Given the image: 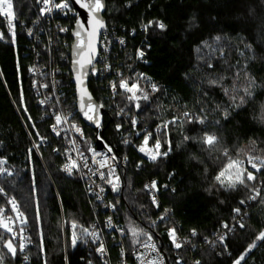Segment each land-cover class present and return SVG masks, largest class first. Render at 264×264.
Here are the masks:
<instances>
[{
	"label": "trees",
	"instance_id": "1",
	"mask_svg": "<svg viewBox=\"0 0 264 264\" xmlns=\"http://www.w3.org/2000/svg\"><path fill=\"white\" fill-rule=\"evenodd\" d=\"M12 2L15 27L10 30L6 17L0 16L3 37L0 38V159L6 161L0 167L7 169L0 174V188L4 189L0 194V205L3 204L1 196L5 195L14 200L24 214L30 242L29 264H84L85 251L73 247L69 241L68 221L75 220L88 227L93 218L80 174L75 172L68 178L60 171L63 143L55 139L47 127L48 109L54 105L51 97L53 78L62 88L64 106L74 112L73 118L83 131L82 151L93 146L99 136L112 147L116 157H127L125 166L117 171L119 190L110 195L115 216L125 233L126 252L129 254L134 247L127 229L130 224H135L152 235L165 264H175L178 257L181 264H193L194 260H199L200 264H233L264 228V206L253 202L249 216L245 217V228L233 225L232 208L239 206L238 201L249 193L243 188L228 193L206 192L204 189L218 171L220 162L208 160L206 154L199 152L197 145L191 142L177 150L176 144L182 140L178 129L170 133L172 153L156 163L141 159L131 148V143L124 144L122 139L134 136L131 131L133 116L138 120L135 131L140 135L133 137L132 143L139 145L145 131L153 132L158 123L171 120L185 106L197 112L201 106H206L210 113L208 120L221 121L220 126H209L208 131L221 134L230 148L242 145L248 150L249 138L257 140L254 154L264 156V151H260L264 149V123L260 119V105L264 103V0H105L106 29L125 41L124 47L112 42L109 55L112 69L120 70L125 76L142 73L159 85L160 91L152 94L148 104L141 102V111L130 105L131 111L126 110L128 119L122 120L116 113L118 107L126 104L123 96L118 94L110 98L99 81L91 79L89 91L98 104L104 105L98 130L86 127L75 111L74 87L69 72L71 42L67 47L49 49L46 28L35 26L36 22L41 23L36 13L39 3L36 0ZM74 20L72 17L68 21L71 27ZM148 21H153V25L143 31L142 25H147ZM156 21L163 22L165 30L157 28ZM28 29L32 30L33 37L26 36ZM41 29L43 34L39 33ZM217 35L222 38L224 58L217 53L212 60L213 68L209 69L198 59L196 49L202 41L212 43ZM241 38L252 45V52L244 48ZM137 48L145 53L140 61L135 56ZM237 49L243 51L244 56L238 55ZM252 55L255 59L248 60L247 57ZM245 63L258 87L254 98L233 111L225 121L219 112L212 110L217 104L227 107L229 98L220 87L209 86L207 80L224 75L223 83L230 87L233 74L243 69ZM53 64L57 69L54 76L51 72ZM34 67L39 70L40 81L46 85L42 96H37L33 88L35 77L29 70ZM237 83H246L242 71ZM140 84L146 87L143 80ZM43 97L47 99L45 106L40 103ZM117 123L122 124L119 132ZM199 129V125H188L186 130L195 135ZM189 154H196L205 161L209 169L207 180L203 175L205 165L190 160ZM8 172L12 174L8 175ZM171 172L176 175L169 180ZM151 180H156L158 185V210H154L144 191L145 183ZM261 180L264 176L258 177V181ZM172 188L176 189L175 193ZM261 194L264 195V191ZM241 208L243 211V206ZM164 209L171 211L167 214L168 219L160 222L158 217ZM222 220L236 231H226L224 245L210 246L203 238L208 236L213 240L223 229L220 226ZM152 221H156L155 226ZM169 227H176L181 239L189 237L195 248L185 245L174 251L167 235ZM192 228L198 232L195 238L190 236ZM146 239L141 236L140 243ZM7 240H10L9 235L0 229V264H15L16 257L4 248ZM107 249L109 264H116V248L108 243ZM246 260L247 264H264V246L253 249Z\"/></svg>",
	"mask_w": 264,
	"mask_h": 264
},
{
	"label": "snow or ice",
	"instance_id": "2",
	"mask_svg": "<svg viewBox=\"0 0 264 264\" xmlns=\"http://www.w3.org/2000/svg\"><path fill=\"white\" fill-rule=\"evenodd\" d=\"M37 3H42L40 8V15L44 16L46 13L51 14L55 10H59L67 15L68 12H72L75 17V28L71 30L72 36L75 38L72 45V72L74 74V79L77 87V98H78V108L79 113L83 116V119L94 124L96 128L101 127L100 123V109L104 107L103 103L97 104L88 91L86 85V78L89 75H96L101 70L97 68V43L98 38L101 35V31L106 32V24L100 13L105 9V4L103 0H74L75 5H78L79 9H82L86 13V19L82 22L81 16L75 11L72 7L70 0H36ZM0 16L6 17L8 20V27L12 30L15 25L13 23L15 19L13 11V2L12 0H0ZM153 25V21H148L147 25H142L143 30H147L148 27ZM155 26L160 30H165L166 25L163 22L156 21ZM60 32H67V28H59ZM28 34L32 35V30L28 29ZM14 36V33H13ZM0 38L2 34H0ZM106 38V36H105ZM221 36L217 35L213 38V42L209 43L208 41H202L201 46L196 49L198 53V59L201 62L207 64L209 69L213 68L212 60L216 57V54L219 53L220 58H224V46L221 43ZM241 43L244 44V48L248 52H252V45L246 43L243 38H241ZM121 45L124 44V40L119 41ZM107 51V48H105ZM237 54L244 56V52L237 49ZM145 53L141 49H137L136 58L142 59ZM248 60L255 59V56L247 57ZM147 62V61H145ZM225 64L227 60L225 59ZM235 67V66H233ZM247 63L243 65V69H238L232 76V85L226 86L223 81L226 79L224 75H220L218 78H211L207 80V84L212 87H220L224 95L229 98V105L227 107H221L220 105H215L213 112H219L221 117L227 121L232 115L233 111H236L242 108L249 100L254 98L256 88L258 87L255 78L247 71ZM104 70L111 71V66L106 62L104 63ZM29 71H32L30 69ZM241 71L243 72L244 80L246 81L243 85H238V81L241 76ZM102 74V72H101ZM116 76L118 77V84L116 81H109L111 92L113 97L116 95H122L126 101L124 107H118L117 115L121 114L127 115V111H131L130 105L133 106L137 111H141L142 103L148 104L152 94H155L160 91L159 85L151 80L150 77L144 76L141 74H136L135 76H125L122 72L117 71ZM145 82L146 87H142L140 81ZM41 87H46V85H41ZM119 88V92L117 91ZM150 88V92L148 89ZM242 93V94H241ZM207 95V93H205ZM23 102V101H21ZM41 104L44 101H40ZM127 110V111H126ZM261 112V122L264 123V103L260 105ZM209 111L206 106H201L197 111L188 109L185 106V109L179 114H174L171 120H162L156 125L155 132L145 131L142 137V143L137 146V151L143 154V157H146L148 162L156 163L162 158H168L173 151L172 142L170 139V133L175 130H179V134L182 137V140L176 144V149L179 150L181 147L185 146L188 142H191L197 145L199 152L206 154L207 159L213 161V163L220 162L218 171L211 177L208 186L204 189L206 192L211 194L213 191L216 192H236L241 188L246 189L249 193L246 198H242L238 201L237 207L232 208V222L233 225L238 226L239 229L245 228V217L249 216L250 208L255 202V205L264 206V180L258 181L259 176H264V156L254 154L257 151V140L249 138V148L245 150V147L242 145H233L230 148L225 140L222 138V135L217 131H208L209 126H220L221 121L215 119L213 121L208 120ZM71 113L68 115H63L62 113L55 114L56 124L53 125V131L59 135L57 131V125H63L70 123ZM138 120L135 116L131 118V126L133 129L137 127ZM188 125H199L200 129L195 135H190L188 133ZM122 124H116L117 132L120 131ZM71 128L75 133L80 136L81 139L84 138L83 132L78 124L71 122ZM38 134V133H37ZM138 136L139 132L136 133ZM46 139V138H42ZM101 139V137H97ZM150 140L152 143L150 144ZM122 142L128 144L129 140L123 138ZM75 141H72L73 147L75 148ZM166 146V148H164ZM34 147H38L34 145ZM104 147L107 149L108 153H112L113 149L107 143L104 144ZM163 149V150H162ZM233 149L235 154L233 155ZM53 151H57L53 149ZM88 151L92 153V164L98 165L100 169H107V173L104 171L99 172V178L105 181L111 186L113 192L119 190V176L115 175V167L113 163L115 162L116 156H108L105 153L97 152L91 148L89 145ZM264 151V149H260ZM78 157L80 158L83 167L88 168L87 157L83 153L77 150ZM97 157H100L97 160ZM190 160L195 161L197 164H204V178H208V167L205 164V161L201 159L196 154H189L188 157ZM127 160V157H124ZM6 164L5 160L0 159V166ZM80 164L76 160L71 158L68 159V162L62 165V171L72 175L73 171H80ZM139 168L140 165L138 164ZM89 171L92 175H97V171L89 168ZM7 172V169L0 167V174ZM11 175V172L7 173ZM169 180H171L176 173L171 172L168 174ZM151 187L152 190V204L156 207H159L158 200L155 196V191L158 190V185L156 180L151 181V185H145V188ZM165 189L168 188V185H163ZM101 192L104 191L103 188L100 189ZM172 193L176 192L175 188L171 189ZM4 193V189L0 188V194ZM100 198L99 196L97 197ZM9 204L12 205V211L17 213V216H23L24 214L19 211L14 200L9 199ZM223 203V201H220ZM241 206H243V211ZM107 207H115L114 205H107ZM170 209H164L163 214L159 215V221H166L168 219V213ZM4 209L0 207V229H3L5 232L12 233L13 226L8 222L11 217L5 218ZM26 223V221H22ZM71 227V243L75 247L78 240L87 243V238H92V243L95 244L99 241L100 237L96 231H90L89 228L84 227L83 225L78 224L77 221L71 220L68 221ZM156 221H152V226H155ZM221 228L225 229L227 232L234 233L236 228L230 226L229 223L225 221L220 222ZM106 227H112L111 218H108ZM63 230V227H61ZM121 235L125 233L121 229H116ZM190 236L192 238L197 237L198 232L195 228L189 230ZM127 234L131 237V244L136 246L140 243V237L144 236L147 238L146 243L143 244L145 249L150 250L149 253H141L137 255V260L139 264H163V257L160 256L158 249L154 243H151L153 237L144 229L140 228L135 224H130L127 229ZM167 235L173 248L179 250L185 245H190L192 248H195V243L189 238L184 237L181 239L178 236V230L176 227H169L167 230ZM204 242L210 246H214L217 242L221 245L225 244L226 233L225 234H216V240H211L208 236H204ZM258 242H260L258 244ZM264 246V228H262L252 240L251 243H248L243 252L233 261V264H241L245 262L247 264L246 258H249V254L252 253L253 249ZM4 248L8 250L9 253H12L13 256L16 255V248L13 247L12 241L7 240L4 243ZM21 251H23L24 245L21 243L19 245ZM225 250L226 245H225ZM96 253L103 257L106 254L105 245L103 242H100L98 247L95 249ZM151 253H156L155 256H152ZM121 257L124 256V249L121 246ZM67 260V258H65ZM88 264H92V261L89 260ZM175 264H181V258H177ZM193 264H200L199 260H194Z\"/></svg>",
	"mask_w": 264,
	"mask_h": 264
},
{
	"label": "built area",
	"instance_id": "3",
	"mask_svg": "<svg viewBox=\"0 0 264 264\" xmlns=\"http://www.w3.org/2000/svg\"><path fill=\"white\" fill-rule=\"evenodd\" d=\"M57 2H59V0H57ZM42 6H43L42 3H39V5L36 9V13H37L41 23L36 22L35 26L40 27L43 25L46 28V30H47V33H46V45H47V47L49 49H52V50L56 49L58 47H67L69 45V43L71 42L70 31L72 29V27L70 26L68 21L70 18L74 17L73 13L68 12L67 15H65L63 12H60L59 10H55L51 14L46 13L44 16H41L40 15V8ZM6 23L8 24L7 19H6ZM13 23H14V21H13ZM61 27L67 28V29H69V31L60 32L59 28H61ZM141 29L143 30V28H141ZM25 33H26L27 37H29V38L33 37V33H32V35H29L28 30H25ZM39 33L43 34L42 29L39 30ZM105 36H106V38H105ZM121 39H123V38L120 36H116L115 33L113 31H111L110 29H106V32L103 30V32L101 33L100 40H99V48H98V56H97V61H98L97 62V68L100 69L101 71L97 73V80L99 81L101 87H103L107 90V93H108L110 98H113V95L111 92L109 81H116L118 84V77L116 76V73H117V71L120 72V70L112 69V65H111V62L109 59V55H110V51L112 48V42H114L119 47H124L125 41H124L123 45H121L119 43V41ZM105 48H107V51H105ZM137 49H141V48H137ZM137 49H136V51H137ZM135 56H136V52H135ZM142 59L136 58V60H139V61ZM105 62L111 66V71H105L104 70V63ZM56 71H57V69L53 64L52 71H51L53 76L55 75ZM101 72H102V74H101ZM29 73H30V75H33L35 77V79L33 81V88L36 90V95L42 96L43 92L45 91V87H41V85H44V84L42 81H40L39 70L34 67V68H32V71H29ZM117 91H120L119 88H117ZM62 95H63L62 88L59 87L57 80L55 78H53L52 83H51V97L54 99V105H53V108L48 109L47 118L49 119V123H48L47 127H48L51 135L55 139L60 140L63 143V164L62 165L67 163L69 158L76 160L77 163L81 165L80 171L74 170L72 175H68L67 172L62 171L61 170L62 165L60 166V171L68 178H71L75 172H78L80 174L81 180L83 182V189H84L86 199L88 200L89 207L91 208V210L93 212L92 222H91L90 226H88L87 228H89L90 231H96L100 237L99 241H97V243H95V244L92 243L91 237L87 238V243L78 240L76 246H78L80 249L84 250L86 253L84 264H88L89 260L92 261V264H109V260H108L109 253H108V249H107L108 243L112 244L116 248V252H117L116 264H139V261L137 260V255H139L141 253H149L150 252V250L145 249L143 247V244L148 242V241L146 239V240L142 241L141 243L137 244L136 246H134L129 254L126 252L125 246H124V235H121V233L119 231H116V229H121L124 232L123 227L115 216L114 208L113 207H107V205H113L111 200H110V195H111V193H113V191H112L111 186L109 184H107L105 181H103L99 178V172L104 171L105 173H107V169L106 168L100 169L98 165L92 164V153L90 151H88V148H87L86 152L82 151V147H81L80 142L83 139H81L80 136H78L75 133V131L71 128V122H74L76 124H78V123L73 118L74 112L69 110L67 107L64 106V103H63L64 99L63 100L61 99L63 97ZM41 101H44L43 105L45 106L47 99L43 97L41 99ZM56 113H62L63 115H68L69 113L72 114V116H70V118H69L70 123H66L63 125H57V131L59 132V135H57L56 132L53 131V127H52L53 125L56 124V121H55V114ZM118 118H120L122 120H126V119H128V114L127 115L121 114L120 116H118ZM78 126H79V124H78ZM131 131L134 133L133 137H138V135L136 134L138 131H135V129H133L132 126H131ZM154 132H155V130L153 131V133ZM133 137H131L128 140H129V143H131L130 144L131 148L134 149L136 151V153L139 155V152L137 151L138 145L132 143ZM72 141L76 142L75 148L73 147ZM101 143H102V148L100 150H96L94 145L91 146V148L97 152L105 153L109 157L113 156V155L116 156L114 154V151H112V153L107 152V149L104 147V144H105L104 141L101 140ZM141 143H142V141H141ZM150 144H151V141H150ZM77 150L79 152L83 153L85 157H87L88 165H89L88 168L83 167V164L81 163L80 158L78 157ZM116 158L117 159L115 162L110 161V163H113V166L116 169L115 175L118 176L117 171L119 168L125 166L126 160L124 158H118V157H116ZM99 159H100V157H97V160H99ZM143 160L148 162L146 157H144ZM148 163H151V162H148ZM89 168L96 170L97 175H92V173L89 171ZM151 181L146 182L145 185L147 184L150 186ZM119 184H120V180H119ZM145 185H144V191L146 192V194L149 198L150 204L152 205L154 210H158L160 207L159 191L158 190L155 191V196H156V199L158 200V203H159V207H156L152 204V198H153L152 192L154 190H152L151 187L146 189ZM101 188L104 189L103 192L100 191ZM98 196L100 197L99 199L97 198ZM1 197H2L3 204L0 205V207H2L4 209L3 215L5 218L11 217V219L8 220V222L10 224H12V226H13V232L12 233L6 232V233L9 235V238L12 241L13 247L16 248L15 264H29L30 263V256H29L27 251H28V248L30 247V242L28 240L27 231H26V227H25L26 223H22V221H25V218H24V216L18 217L17 213L12 211V205L8 203L9 199H11V198H8L5 195H2ZM109 217L111 218L112 227H106V223H107ZM225 233H226V230L222 229L217 234H225ZM70 237H71V235H70ZM70 237H69V239L71 242ZM213 240H216V235H215V238ZM100 242L104 243L105 249H106V254L103 257H101L99 254H97L95 251V249L98 247ZM21 243H23V245H24L23 251H21L19 248V245ZM151 243H154L156 245V243L153 239H152ZM170 243H171V241H170ZM217 244H219V243L217 242ZM121 246L124 249V256L123 257H121V255H120ZM156 247H157V245H156ZM157 249H158V247H157ZM172 249L174 251H177V249L173 248V246H172ZM158 252H159L160 256L163 257L159 249H158ZM151 255L155 256L156 253H151ZM163 264H165L164 258H163Z\"/></svg>",
	"mask_w": 264,
	"mask_h": 264
},
{
	"label": "water",
	"instance_id": "4",
	"mask_svg": "<svg viewBox=\"0 0 264 264\" xmlns=\"http://www.w3.org/2000/svg\"><path fill=\"white\" fill-rule=\"evenodd\" d=\"M105 6H106V2L105 0H103ZM70 3L72 5V7L75 9V11L81 16L82 18V22L86 19V13L83 12L82 9H79L78 5H75L74 3V0H70ZM106 12V7L105 9L100 13L101 17L103 18V20L105 21V18H104V13ZM106 24V22H105ZM75 28V20H74V23L72 25V29ZM71 29V30H72ZM103 32V30L101 31V33ZM70 39H71V44H70V52H69V59H70V64H69V72H70V83L73 85L74 87V97H75V110H76V114L78 116V118L80 119V121L88 128L90 129H94V130H98V128H96V126L86 120L83 119V116L79 113V108H78V98H77V87H76V83H75V79H74V74L72 72V45H73V42H74V37L72 36V32L70 31ZM99 40H100V36L98 38V43H97V51H98V48H99ZM96 80L97 79V74L96 75H89L87 78H86V85H87V88H88V84H89V81L90 80ZM88 91H89V88H88ZM90 92V91H89ZM92 95V94H91ZM93 97V96H92ZM94 100V98H93ZM95 101V100H94ZM96 102V101H95ZM97 103V102H96ZM98 104V103H97ZM100 123H101V115L103 114V109L101 108L100 110ZM94 146L96 148V150H100L102 148V143H101V140L99 139H96L95 142H94ZM139 157L141 159H143V154L139 152ZM118 192V191H117ZM117 192H114V193H117Z\"/></svg>",
	"mask_w": 264,
	"mask_h": 264
},
{
	"label": "rangeland",
	"instance_id": "5",
	"mask_svg": "<svg viewBox=\"0 0 264 264\" xmlns=\"http://www.w3.org/2000/svg\"><path fill=\"white\" fill-rule=\"evenodd\" d=\"M69 231H70V233H69V237H70V235H71V227H70ZM69 241H70V239H69Z\"/></svg>",
	"mask_w": 264,
	"mask_h": 264
}]
</instances>
